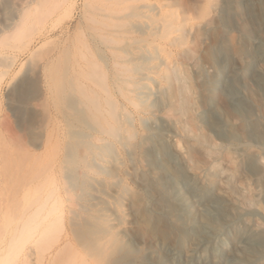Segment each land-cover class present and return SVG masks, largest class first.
Wrapping results in <instances>:
<instances>
[{
    "label": "bare ground",
    "instance_id": "obj_1",
    "mask_svg": "<svg viewBox=\"0 0 264 264\" xmlns=\"http://www.w3.org/2000/svg\"><path fill=\"white\" fill-rule=\"evenodd\" d=\"M6 78L0 264H264V0H0Z\"/></svg>",
    "mask_w": 264,
    "mask_h": 264
},
{
    "label": "rangeland",
    "instance_id": "obj_2",
    "mask_svg": "<svg viewBox=\"0 0 264 264\" xmlns=\"http://www.w3.org/2000/svg\"><path fill=\"white\" fill-rule=\"evenodd\" d=\"M10 78H6L0 90V122L4 120L6 125H10L13 129L15 127L14 117L9 109V99L11 97L12 88L11 84L7 82L10 81ZM6 81V82H5ZM11 117V118H10ZM10 118V119H9ZM10 120V121H9ZM14 123V124H13Z\"/></svg>",
    "mask_w": 264,
    "mask_h": 264
}]
</instances>
